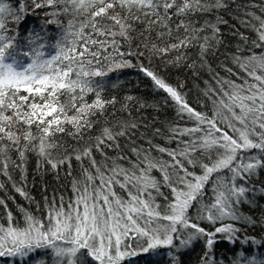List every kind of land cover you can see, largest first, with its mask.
Returning a JSON list of instances; mask_svg holds the SVG:
<instances>
[{
    "label": "snow or ice",
    "instance_id": "1",
    "mask_svg": "<svg viewBox=\"0 0 264 264\" xmlns=\"http://www.w3.org/2000/svg\"><path fill=\"white\" fill-rule=\"evenodd\" d=\"M0 193L2 264H264V0H0Z\"/></svg>",
    "mask_w": 264,
    "mask_h": 264
},
{
    "label": "trees",
    "instance_id": "2",
    "mask_svg": "<svg viewBox=\"0 0 264 264\" xmlns=\"http://www.w3.org/2000/svg\"><path fill=\"white\" fill-rule=\"evenodd\" d=\"M257 2H259V0H257ZM41 19H43L42 16L37 17L35 15H29L28 18L26 19V21L23 24H21V26H20L21 32H23L25 29H28V28H35L36 30H39ZM48 27L50 30L55 31L54 25H50ZM115 75L116 74H112L113 79H115ZM173 75H175L174 72H173ZM120 78L124 81L131 82L129 84V86H131V84H135L137 82V80L139 79V76L135 72L134 69H129V70H126L125 73ZM181 78H183L182 74H181ZM189 84L191 85V81L189 82ZM142 87H143V84H142ZM39 188H40L39 184H37V186L35 188L32 187L31 176H30V178H29V191L31 192V194L33 196L36 197L37 200H40L42 203V196H41V192H40ZM11 194L16 195L15 193H11ZM2 195H3V193H0V196H2ZM16 203L23 205L26 208L28 207L27 203L22 198H20L18 195H16ZM9 205L15 213L16 205L12 204L11 201H9ZM31 210L33 212H35V206L34 205L32 206ZM242 211L249 212V209L247 208V206H243ZM36 214L39 215V213H36ZM17 215H18V213H17ZM219 247L223 248V247H225V245L221 244ZM253 250L255 251V249H253ZM198 251H199V249L197 248L196 252H198ZM165 252H166V250H162L161 255L159 257L162 261H165L167 259L166 255L164 254ZM196 252L190 253L189 256L185 257V259L187 260V259L191 258L194 260L195 256H196ZM132 260L138 261L139 264H144V257H142V256L132 258ZM0 264H2V261H0ZM17 264H19V262H17Z\"/></svg>",
    "mask_w": 264,
    "mask_h": 264
}]
</instances>
